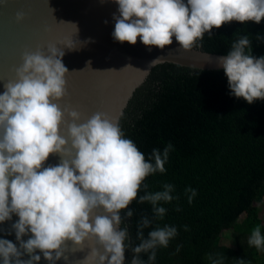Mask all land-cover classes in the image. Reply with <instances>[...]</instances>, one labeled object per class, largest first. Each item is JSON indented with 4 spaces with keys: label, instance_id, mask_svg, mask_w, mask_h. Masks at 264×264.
I'll return each mask as SVG.
<instances>
[{
    "label": "clouds",
    "instance_id": "1",
    "mask_svg": "<svg viewBox=\"0 0 264 264\" xmlns=\"http://www.w3.org/2000/svg\"><path fill=\"white\" fill-rule=\"evenodd\" d=\"M115 2L119 15L114 14V40L135 45L139 38L144 45L161 50L175 37L184 50L191 51L205 33L212 35L213 28L232 21L259 24L264 20V0ZM16 19L22 21L24 13L18 12ZM256 39L262 38L257 35ZM252 51V41L244 35L232 44L226 57L218 59L231 94L249 104L264 100V56L256 58ZM48 53H25L23 64L16 70L17 80L7 82L0 94V223L11 220L15 213L19 220L12 227L20 248L28 254L40 250L50 264L64 256L68 241L75 250H83L90 240L99 247H92L81 264H124L125 251L131 245L127 227H120V211L137 200L142 188L145 194L139 196V202L151 203L158 220L167 211L160 202L179 198L171 194L175 189L170 183L156 192L147 191L149 186L144 183L148 176L166 172L173 145L168 143L163 152L153 149L146 159L136 144L125 138L118 119L104 112L78 124L80 113L67 110L73 122L68 125V137L62 135L64 111L54 101L67 94L66 74L70 72L63 63L62 50L49 45ZM159 59L151 61L149 67ZM87 68H91V61ZM53 154L62 157L60 164L44 167ZM185 195L191 204L197 192L189 187ZM127 216L132 217L133 212L129 210ZM152 222L148 216L138 222L140 243L132 248L136 255L131 264H145L140 253L150 252L149 264L155 261L156 249L168 247L178 234L176 227L157 226L145 238L144 229ZM184 227L188 230L187 225ZM29 232L32 235L25 242L22 237ZM248 243L257 250L264 248L259 225L252 230ZM21 255L14 243L0 239L3 264H13V258L15 264H39L41 259L40 255H31L25 261ZM213 264H223V257ZM238 264L245 261L238 260Z\"/></svg>",
    "mask_w": 264,
    "mask_h": 264
},
{
    "label": "trees",
    "instance_id": "2",
    "mask_svg": "<svg viewBox=\"0 0 264 264\" xmlns=\"http://www.w3.org/2000/svg\"><path fill=\"white\" fill-rule=\"evenodd\" d=\"M244 35L252 41L253 56H264V20L232 21L213 28L212 35L205 33L194 47L227 56ZM257 35L262 39L257 40ZM120 127L146 159L153 149L163 152L168 143L173 145L166 172H156L144 183L150 192L162 191L170 183L175 189L171 194L179 197L160 202L167 209L161 220L155 218L151 203L139 202L143 188L137 200L120 211L122 230L127 227L131 245L126 249L127 264L136 255L132 248L140 243L138 222L143 216L153 221L144 229L145 238L157 226L178 230L168 247L156 249V260L150 264H213L221 257L223 264H238L241 259L245 264H264V248L257 250L248 243L257 225L264 235L257 207L264 205V100L249 104L236 98L224 71L164 64L136 94ZM189 187L197 192L191 204L185 195ZM129 210L132 217L127 216ZM225 232L232 234L235 248L223 245ZM149 255L139 254L145 264Z\"/></svg>",
    "mask_w": 264,
    "mask_h": 264
},
{
    "label": "water",
    "instance_id": "3",
    "mask_svg": "<svg viewBox=\"0 0 264 264\" xmlns=\"http://www.w3.org/2000/svg\"><path fill=\"white\" fill-rule=\"evenodd\" d=\"M118 8L115 0H7L0 3V94L5 91L7 82L17 80L16 70L23 64L25 53L41 50L49 55L48 46H57L65 53L63 63L70 72L66 74L67 94L54 101L64 111L62 135L68 137V125L73 121L67 110L80 113L78 124L87 122L98 112L118 119L121 124L136 94L160 65L172 64L203 72L224 71L218 59L226 56L210 54L199 47L186 51L175 37L163 50L146 46L139 38L135 45L114 40V14L119 15ZM18 12L24 13L22 21L16 19ZM158 57L160 59L149 67ZM89 61L92 69L87 68ZM128 65L133 67H126ZM61 160L59 154H53L43 166L58 165ZM18 220L13 213L11 220L0 223V239L14 243L22 253L21 260L40 255L39 264H50L40 250L28 254L20 248L12 227ZM120 227L122 230V225ZM31 235L29 232L22 239L26 242ZM92 247L99 245L90 240L85 242L83 250H75L76 246L68 241L64 256L55 264H81ZM0 264H3L2 258ZM124 264H127L126 251Z\"/></svg>",
    "mask_w": 264,
    "mask_h": 264
},
{
    "label": "rangeland",
    "instance_id": "4",
    "mask_svg": "<svg viewBox=\"0 0 264 264\" xmlns=\"http://www.w3.org/2000/svg\"><path fill=\"white\" fill-rule=\"evenodd\" d=\"M260 219L264 222V205L257 206ZM223 245L229 248H235L236 242L233 240L232 234L230 232H225L223 235Z\"/></svg>",
    "mask_w": 264,
    "mask_h": 264
}]
</instances>
